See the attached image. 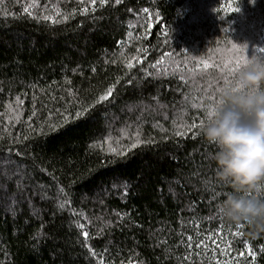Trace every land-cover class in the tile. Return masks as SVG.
Here are the masks:
<instances>
[{"label": "trees", "instance_id": "trees-1", "mask_svg": "<svg viewBox=\"0 0 264 264\" xmlns=\"http://www.w3.org/2000/svg\"><path fill=\"white\" fill-rule=\"evenodd\" d=\"M235 2L220 19L219 0H39L34 16L22 11L29 0H0V113H21L0 116V264H264V233L218 210L231 188L215 145L199 129L174 135V121H205L193 98L206 108L225 83L197 61L218 64L227 39L264 58V0ZM136 133L145 142L131 148Z\"/></svg>", "mask_w": 264, "mask_h": 264}, {"label": "clouds", "instance_id": "clouds-1", "mask_svg": "<svg viewBox=\"0 0 264 264\" xmlns=\"http://www.w3.org/2000/svg\"><path fill=\"white\" fill-rule=\"evenodd\" d=\"M184 50V49H182ZM200 135L216 147L211 155L219 180L231 191L218 210L252 235L264 233V58L246 57L217 89Z\"/></svg>", "mask_w": 264, "mask_h": 264}, {"label": "snow or ice", "instance_id": "snow-or-ice-1", "mask_svg": "<svg viewBox=\"0 0 264 264\" xmlns=\"http://www.w3.org/2000/svg\"><path fill=\"white\" fill-rule=\"evenodd\" d=\"M107 2H108V0H98V3H99L100 6L105 5ZM115 2L116 3H120V0H115ZM250 2H254V0H250ZM38 3H39V0H29L28 5L23 7L22 11L24 13H27L30 16H34L35 13L31 9L34 8V7H37ZM90 3L93 4V5H96L97 0H90ZM45 7H47V6H45ZM87 10H88L87 8L81 9V11H87ZM239 10H240L239 6H237L235 0H224L223 3H220V0H219V7L213 9V11L218 15V17L220 19H224L225 17H227L231 13L238 12ZM129 11H132V10L129 9ZM142 11L144 13H149V9L148 8H144V9H142ZM55 13H56L57 17H60L62 19H67L68 18L67 16L63 15V13L60 11V9L58 7L55 8ZM44 19H46V20L47 19H52V17L46 15V16H44ZM150 19H151V17H150ZM54 22H56V21H54ZM129 27H132V26L129 25ZM148 27L149 28L151 27V23L148 24ZM228 31H229V29L227 27L222 29V32L225 33L226 37L228 36V34H227ZM131 35H132L131 32H129V36H131ZM166 35H167V33H166ZM217 43H219V41ZM226 44L228 45V47L226 48V52L228 53V55H222L221 58H220V62L218 64H212L208 60H199V61H197L196 70L197 71H201V70L207 71V70H210V69H216L222 74V78L224 79V82H227L228 81V77L232 76L235 73L236 69H238L240 67V65L242 64V62L246 59V57H247V54H246L247 44H237V43L233 42L232 39H227L226 40ZM139 51H141V49L137 48V52H139ZM183 51H186V50H183ZM258 51L264 53V48L258 49ZM133 59H136L137 63H141L142 60H143L142 57L139 58V59H137L136 57H133ZM115 62L116 61H113V63H115ZM157 63H160V62L158 61ZM201 65H202V68H201ZM125 66L128 69H131L133 67L132 61L128 60L126 62ZM151 67L155 68L156 65H151ZM93 71H95V69H93ZM225 73H227V75H223ZM182 79H183V77H182ZM129 82H131V81H129ZM112 91H113V86H109L107 91L104 94H102V95H100L98 97V100L99 101H104V100L108 99V97L111 96ZM216 91H217V89H216ZM71 94H72L71 93V89H69V95H71ZM207 98L209 100H214V102L212 104L207 105L206 108H205V106L202 103L195 102V100L197 99L195 97L193 98V102H191V104H190V107L192 109H204L205 114H206V118L211 115L212 108H213V106H214V104L216 102V99H214L213 96H208ZM16 102H17V105H22L23 104V100H21L20 97L16 98ZM91 106L92 105H89V107H91ZM7 108L9 109V112H11L13 114L12 115H8V114H5V113H0V116H4V118L6 120H9V121H19L21 113L16 111V109L13 108V106L11 104L7 105ZM87 111H88V108H83L81 110H78L76 112V116L79 117V116L83 115ZM35 115H36V113L32 112V114L28 117V120L31 121L32 117L35 116ZM64 119L67 120L68 117L65 116ZM203 123H204V120H200L199 123H196L195 121H193L189 125L185 121L184 123H181V124L177 125L176 122L174 121V127H176L177 129H180V130H176L174 132V135H176V136H185V135L188 134V132H191L193 138H195L196 136L199 135V131H193V129H199L200 130V128L202 127ZM182 129H186V131L182 130ZM133 135L135 136V139H134V142L130 145L131 148H135L139 144L145 142V141L140 140L139 133H136V134H133ZM105 142H107V140ZM127 150H128L127 148H125L124 150H121V151H117V149H115V148L111 149V151L113 153H115L116 155H121V156L124 155ZM63 191H64L63 188L59 189V192L63 193ZM65 203H68V202L65 201L64 203H60L59 207L63 208L65 206ZM74 214H76V213H74ZM78 215L82 216L83 214L80 213ZM77 227L82 230L81 235H83V237L85 238V246H87V239L89 238V233H88V231L83 230V229H85V224L77 223ZM235 227L237 229H240L243 226L242 225H235ZM239 235H240V233L238 231L237 232H232V236L233 237H236V236H239ZM192 240H193V237L192 236H188V238H187V247L188 248H192L193 247ZM221 242H223V241L221 240ZM244 245H245L246 248H248V242L247 241H244ZM195 247L196 248H200V247H206V246L204 245L203 240H200V241H198L196 243ZM89 250H90V252L92 251L91 249H89ZM230 251H231V243L226 245L224 249H221L220 250V254L224 255V254H226V253H228ZM92 254L95 255L94 252H92ZM197 254H199V253H197ZM243 255H244L243 252L238 253V256L242 257ZM248 255L252 256L253 258L255 256V254L253 252H251L250 249L248 251ZM101 264H103L102 260H101ZM216 264H221V262L219 260H217ZM225 264H228V262H225Z\"/></svg>", "mask_w": 264, "mask_h": 264}]
</instances>
